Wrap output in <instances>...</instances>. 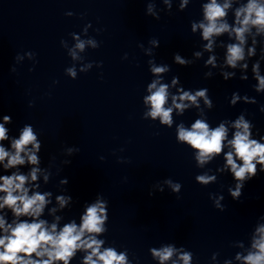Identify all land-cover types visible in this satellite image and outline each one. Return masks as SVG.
Listing matches in <instances>:
<instances>
[{
    "label": "clouds",
    "instance_id": "obj_1",
    "mask_svg": "<svg viewBox=\"0 0 264 264\" xmlns=\"http://www.w3.org/2000/svg\"><path fill=\"white\" fill-rule=\"evenodd\" d=\"M161 2L165 6L163 11L170 14L173 0ZM191 2L193 0H178L177 11H185ZM201 12L202 19L191 21L190 25L191 32L200 35L201 49L194 51L191 59L175 53L174 63L189 66L208 53L204 61V67L209 69L204 73L206 79L215 75L214 69L219 70L225 81L234 78L239 70L240 80L247 81L249 62L257 57L260 45L259 58L251 63V74L256 81L254 91L264 93V74L261 71V61H264V0H201ZM230 13L233 17L231 22ZM146 14L160 19L154 0L147 3ZM65 15L71 17L74 13L69 11ZM91 27L88 23L81 34L70 33L74 42L71 46L66 40H61V46L73 61L72 66L65 69V75L73 80L77 79L78 72L87 73L94 66V62L85 63L82 55L89 48L95 50L100 47L101 42L87 37ZM224 36H227V41L220 39ZM148 44L147 48L142 43L138 44L150 57L147 64L153 77L142 98L145 109L142 118L172 128L174 115L183 116L188 110H197L198 118L190 126L182 121L175 125L176 141L191 149L196 166L201 169L222 156L224 163L215 171L217 174L230 173L235 184L228 187V193L234 201H239L246 183L264 173V136L254 138L255 125L246 119L244 112L234 120H222L217 126H211L205 112L214 107L209 90H185L178 76H172L170 83L165 82L164 77L171 67L155 61L154 49L159 47V40L152 38ZM217 48L224 49L222 62L218 60ZM25 58L34 64L38 62L33 52L17 54L15 60L20 63ZM123 58L127 59V54ZM77 63L80 64L79 69ZM102 66V62L95 63L97 68ZM11 71L16 69L13 67ZM241 101L245 104L257 103L254 97L233 92L229 104L234 107ZM32 106L29 102V107ZM260 111L264 112V106L260 107ZM12 123L11 115H0V264H72L78 254H81L79 264H133L127 249L118 251L113 245L105 246L106 240L101 238L108 231L109 219L108 201L103 195L97 193L92 202L84 203L79 223L76 219L61 223L64 217L58 213L70 208L73 198L59 194L55 195L53 203V192L42 190V184L50 182L52 165L41 167L39 153L42 142L39 134L31 124H24L18 130V136H12L11 129L7 127ZM78 151V148L68 147L64 154L72 156ZM62 163L69 165L71 161L64 160ZM24 168L28 170L23 171ZM209 172L211 169L196 175L195 181L202 186L216 183L217 175ZM68 183L66 177L59 181L61 192L67 191L65 186ZM164 186L179 198L182 188L179 182L169 178L155 188L163 193ZM153 194L149 192V196ZM209 198L216 209L225 210L223 195L210 193ZM233 246L241 251L236 252L233 259L224 260L223 264H233V260L236 264H264V215L258 218L250 234L249 245L246 247L243 241H237ZM149 253L156 264H193L194 259L191 251L174 243L151 247ZM218 255L213 253L212 261L215 262Z\"/></svg>",
    "mask_w": 264,
    "mask_h": 264
}]
</instances>
